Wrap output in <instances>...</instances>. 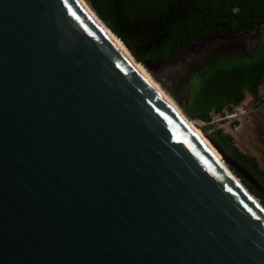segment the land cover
I'll return each mask as SVG.
<instances>
[{
	"label": "water",
	"instance_id": "obj_1",
	"mask_svg": "<svg viewBox=\"0 0 264 264\" xmlns=\"http://www.w3.org/2000/svg\"><path fill=\"white\" fill-rule=\"evenodd\" d=\"M84 4L0 0V264H264L262 205ZM231 38L140 62L118 39L166 87Z\"/></svg>",
	"mask_w": 264,
	"mask_h": 264
},
{
	"label": "trees",
	"instance_id": "obj_2",
	"mask_svg": "<svg viewBox=\"0 0 264 264\" xmlns=\"http://www.w3.org/2000/svg\"><path fill=\"white\" fill-rule=\"evenodd\" d=\"M84 1L125 44L137 62L171 58L201 38L221 33L235 35L252 30L249 36L264 41V26H260L257 32L253 30L258 23L264 24V0ZM234 9L238 11L234 12ZM263 84L262 43L246 55L215 51L201 55L187 65L174 84V91L170 92L184 116L209 125L212 114L221 117L231 114L244 101L246 94L254 102H259V89ZM184 87L186 104L180 101ZM201 130L205 133V128ZM208 137L248 170L264 188V170L256 158L241 152L232 137L219 129H214ZM236 174L264 208V193Z\"/></svg>",
	"mask_w": 264,
	"mask_h": 264
},
{
	"label": "rangeland",
	"instance_id": "obj_3",
	"mask_svg": "<svg viewBox=\"0 0 264 264\" xmlns=\"http://www.w3.org/2000/svg\"><path fill=\"white\" fill-rule=\"evenodd\" d=\"M177 71L168 72L166 84L164 87L163 81L156 80L155 82L163 89L165 93L172 99V101L181 110L178 102L170 92L173 90L174 81H176ZM175 95L176 93L173 92ZM260 101L254 102L252 97L246 94L244 101L235 109H233L232 114L235 116L223 120L219 115H211V123L209 125L202 124L199 121L191 120L186 117L192 124H194L198 130H200L204 135H209L214 129L221 130L224 134L232 137L235 146L243 153L256 158L259 167L264 170V84L261 87L259 93ZM183 113V111H182ZM184 114V113H183ZM236 123V124H235ZM205 128V133L201 129ZM216 157L224 164L221 156L219 157L217 152L213 150ZM231 173L243 184L241 178L236 174V172L230 168V166L225 163ZM244 185V184H243ZM256 198V197H255ZM260 203V201L256 198Z\"/></svg>",
	"mask_w": 264,
	"mask_h": 264
},
{
	"label": "bare ground",
	"instance_id": "obj_4",
	"mask_svg": "<svg viewBox=\"0 0 264 264\" xmlns=\"http://www.w3.org/2000/svg\"><path fill=\"white\" fill-rule=\"evenodd\" d=\"M86 6V4H84ZM86 11L89 15L94 19L97 25L102 29V31L106 34V36L111 40V42L117 47V49L122 53V55L134 66L137 72L152 86L154 87L166 100L167 102L176 110V112L181 116V118L185 121V123L190 127V129L194 132L197 138L200 140L201 143L211 152V154L216 158V160L225 168L227 166L225 163L223 164L215 155V150L212 145L206 139V136L197 129V127L192 124L186 117L183 115L182 111L179 110L178 106L172 101V99L163 91V89L158 85L157 82L150 76V74L138 63L134 61L128 50L124 47L123 43L114 36L103 24L97 19V17L93 14V12L86 6ZM216 151V150H215ZM217 152V151H216ZM218 156L220 157L219 153L217 152ZM224 162V161H223ZM229 170V169H228ZM256 202H258L256 200Z\"/></svg>",
	"mask_w": 264,
	"mask_h": 264
},
{
	"label": "flooded vegetation",
	"instance_id": "obj_5",
	"mask_svg": "<svg viewBox=\"0 0 264 264\" xmlns=\"http://www.w3.org/2000/svg\"><path fill=\"white\" fill-rule=\"evenodd\" d=\"M249 33H246L243 36L240 33H238L240 35L238 34L232 35L231 39H227V40L223 39L220 41V43L215 48L210 49L208 52L215 51L216 53H220V54L246 55L247 52L256 49L259 44H262V43L264 44V41L255 40L253 36L248 35ZM177 80H178V77L176 78V81H174L173 84H175ZM186 94H187V91L184 87L181 90V94H180V101L182 103L186 101Z\"/></svg>",
	"mask_w": 264,
	"mask_h": 264
},
{
	"label": "built area",
	"instance_id": "obj_6",
	"mask_svg": "<svg viewBox=\"0 0 264 264\" xmlns=\"http://www.w3.org/2000/svg\"><path fill=\"white\" fill-rule=\"evenodd\" d=\"M236 108V107H235ZM234 108V109H235ZM220 116V115H219ZM233 116H235V114L233 115L232 113L231 114H227V115H225L224 117H222L223 118V120H225V119H228V118H231V117H233ZM221 117V116H220ZM202 123V122H201ZM202 124H205V123H202Z\"/></svg>",
	"mask_w": 264,
	"mask_h": 264
},
{
	"label": "clouds",
	"instance_id": "obj_7",
	"mask_svg": "<svg viewBox=\"0 0 264 264\" xmlns=\"http://www.w3.org/2000/svg\"><path fill=\"white\" fill-rule=\"evenodd\" d=\"M233 11L236 12V11H238V9H234Z\"/></svg>",
	"mask_w": 264,
	"mask_h": 264
},
{
	"label": "crops",
	"instance_id": "obj_8",
	"mask_svg": "<svg viewBox=\"0 0 264 264\" xmlns=\"http://www.w3.org/2000/svg\"><path fill=\"white\" fill-rule=\"evenodd\" d=\"M262 87V86H261ZM261 87H260V89H259V93H260V91H261Z\"/></svg>",
	"mask_w": 264,
	"mask_h": 264
}]
</instances>
